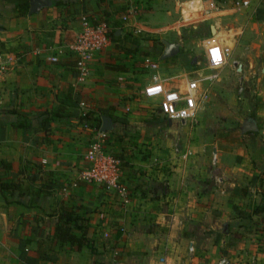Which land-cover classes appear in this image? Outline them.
I'll use <instances>...</instances> for the list:
<instances>
[{
	"label": "crops",
	"instance_id": "crops-1",
	"mask_svg": "<svg viewBox=\"0 0 264 264\" xmlns=\"http://www.w3.org/2000/svg\"><path fill=\"white\" fill-rule=\"evenodd\" d=\"M42 1L37 12L18 15L13 3L0 0V160L10 165L0 166V177L19 179L18 189L0 190V264H216L220 256L264 264V1L240 7L234 0ZM80 13L116 29L82 81L66 50L80 30ZM204 25L209 33L211 26L226 31L232 50L220 73L235 61L242 72L254 56L255 104L236 138L206 148L207 160L139 158L149 118L140 91L154 74L142 58L157 59L163 40L175 43L176 53L198 42L204 56L206 34H184ZM81 102L101 119L100 129L110 117L106 149L137 170L120 173L128 201L79 177L96 127L82 120ZM245 120L255 130L243 131ZM61 203L86 220L80 249L53 237Z\"/></svg>",
	"mask_w": 264,
	"mask_h": 264
},
{
	"label": "built area",
	"instance_id": "built-area-1",
	"mask_svg": "<svg viewBox=\"0 0 264 264\" xmlns=\"http://www.w3.org/2000/svg\"><path fill=\"white\" fill-rule=\"evenodd\" d=\"M248 4V0L233 1L235 7ZM128 16L129 12L123 14L122 21H128ZM78 17L80 30L74 40L66 45V50L75 57L78 79L82 81L88 76L93 55L109 44L108 34L113 28L108 20L87 13H80ZM212 39L214 37L204 40L207 45L204 51L205 64L198 62L193 70L174 77L162 76L158 72L159 64L156 60L148 56L142 58L143 67L154 71V74L145 82L140 95L145 101H151L152 109H157L166 119L177 123H193L210 101L211 87L218 80L232 50L230 46ZM50 60H57V57ZM81 106V117L84 118L89 111L84 102H81ZM90 129L94 136L85 153L87 167L79 174L80 179L114 189L124 201H128L129 189L120 180L119 158L106 149L107 132L100 127ZM216 158V153H213L212 160ZM259 239L260 246L264 248V232ZM191 248L189 246V250ZM216 264H231V261L226 256H220Z\"/></svg>",
	"mask_w": 264,
	"mask_h": 264
},
{
	"label": "rangeland",
	"instance_id": "rangeland-1",
	"mask_svg": "<svg viewBox=\"0 0 264 264\" xmlns=\"http://www.w3.org/2000/svg\"><path fill=\"white\" fill-rule=\"evenodd\" d=\"M219 30V32L215 30L211 34L204 25V28H190L184 34L191 36L192 39H196L201 34H206V39L217 36L215 40L229 46L226 31ZM183 47L176 54L165 59L159 58L161 52L155 54L159 62L157 59L154 60L158 62L159 72L162 76L174 77L193 70L198 62L202 65L205 64V58L200 52V43H196L194 50L190 48L183 50ZM159 49L161 51V45H159ZM253 58L254 56L251 55V58L248 57L247 61H244L245 66L242 72L238 69L239 63L237 62L234 67L229 68V71L220 73L218 80L211 87L210 101L193 123L172 122L156 109H152L151 101H142L143 108L149 109V111L146 110L149 113V118L144 122L146 126L143 138L144 146L142 145L138 152H135L138 153L137 156L143 159L154 158L153 161L155 159L168 160L174 165L186 160L190 161V164L194 161L198 163L199 157L207 160V147L211 149V146L217 141L236 138L241 130L240 119L246 114V109L255 104L257 76L260 71L258 64L253 68L250 66V61ZM151 72L154 73V71ZM252 74L254 76H251ZM175 82L177 81H173V83ZM209 154L211 155L210 151ZM118 162L120 173L123 169L127 170L128 167V175H135L133 171L137 170L133 168L132 162L123 163L120 158ZM190 166L192 167V165ZM207 170L209 169L207 168ZM206 175L205 181L209 179L208 172ZM206 184L208 185L209 181Z\"/></svg>",
	"mask_w": 264,
	"mask_h": 264
},
{
	"label": "trees",
	"instance_id": "trees-1",
	"mask_svg": "<svg viewBox=\"0 0 264 264\" xmlns=\"http://www.w3.org/2000/svg\"><path fill=\"white\" fill-rule=\"evenodd\" d=\"M14 5V11L18 15H25L29 12L30 0H7ZM116 29L109 32L108 36L110 39L114 38V32ZM90 126H100L101 119L92 116L89 112L83 118ZM0 166L10 167L9 163L0 160ZM58 189L61 188L57 183H55ZM19 188V179L7 181L0 177V190H15ZM60 211L58 213V220L55 224L53 237L58 242H69L71 248L80 249L82 244L87 241L86 232L87 225L85 218L79 216L75 213L72 207H68L64 203L59 204ZM74 229L76 232H74Z\"/></svg>",
	"mask_w": 264,
	"mask_h": 264
},
{
	"label": "water",
	"instance_id": "water-1",
	"mask_svg": "<svg viewBox=\"0 0 264 264\" xmlns=\"http://www.w3.org/2000/svg\"><path fill=\"white\" fill-rule=\"evenodd\" d=\"M44 5V2L42 0H31L30 1V8H29V13H34L40 10ZM215 31V28L211 26V34H213ZM164 42V51L160 56V59H165L173 54L176 53L177 51V45L175 43L168 42L166 40H163ZM243 131H248V130H255V124L252 123L250 120H245L242 124ZM112 128V122L110 117H104L103 122L101 125V130L102 131H109Z\"/></svg>",
	"mask_w": 264,
	"mask_h": 264
}]
</instances>
